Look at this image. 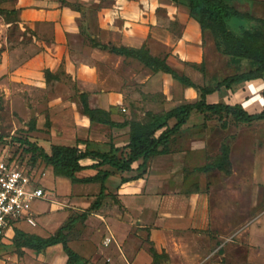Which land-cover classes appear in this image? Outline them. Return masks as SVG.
I'll return each instance as SVG.
<instances>
[{
    "label": "crops",
    "instance_id": "1",
    "mask_svg": "<svg viewBox=\"0 0 264 264\" xmlns=\"http://www.w3.org/2000/svg\"><path fill=\"white\" fill-rule=\"evenodd\" d=\"M0 8L5 11V14L0 15V44H4L5 47L0 68L7 69L11 76L19 80V85H24L25 88L30 87L32 91L42 92L47 89L49 83L60 91L55 92L56 96L48 100L45 114L38 116L36 131L32 133L35 136L31 140L47 152L51 151L52 145H77V143L73 144L59 137L56 138L54 128L57 126L56 130L70 129L81 136L90 137V143H98L95 132L108 126L91 123L87 116L83 113L81 115L82 96L86 97L91 108L113 113L127 104L131 88L137 83H144L146 81L144 77L147 74L149 76L161 74L165 81L179 83L169 74L153 72L138 60L112 53L109 49L103 50L98 44L109 48L146 47L153 56L166 59L176 71L182 68L184 63L199 64L203 60L199 45L202 40L199 23L191 17L186 6L171 0H8L2 2ZM10 17L13 19H9ZM10 28L17 30L13 40H11ZM19 30L22 32L20 36ZM169 34L178 35L177 41H173L170 45L171 52L163 55L156 54L155 47L159 44L158 40L162 42V38ZM159 45L162 48H169V45L165 43ZM47 73H50L49 77ZM65 79L73 84V89L70 90L63 82ZM249 84L257 89L259 80L244 82L241 85L244 89L250 88ZM186 91L191 94L196 92L195 89L188 87ZM191 118L182 130L189 126ZM47 122H49L48 125ZM128 142L129 138L126 145ZM167 155L169 152L157 158L166 160ZM95 163L97 161L92 159L81 161L84 166ZM136 164L134 168H137L141 161ZM165 168L164 166L163 169ZM101 170L120 173L106 166ZM48 171L53 174L55 182L65 178L55 176L50 166ZM98 173L99 170L88 169L77 173L76 176L78 179H86ZM137 173L140 172L121 174L126 177L125 175ZM46 176L43 175V178ZM167 178L160 175V184H154L152 187H147L146 183H143L145 181L143 176L138 180L121 182L117 191V204L111 208L118 207L120 211L117 216L118 221L110 218L111 212L107 217L99 214L106 222L110 221L116 240L119 238L114 227L125 229V237L120 241L125 242L126 257L134 258L137 262L139 255L145 252L143 248L136 247V244L140 245L142 242L132 232L133 228L137 227V232L140 229L149 230L150 241L155 242L153 246L161 256L164 249H167L165 253L168 254L171 252L177 255L176 253L181 252L179 256L182 258L184 241L181 235H192L195 242L191 243V246L195 247L194 253L197 255L210 251L219 242H223L218 250L215 248V251L219 252L223 247L225 251L222 256H227V250L234 248L232 254L240 255L239 260L234 256L228 264H260L258 255L264 260V211H260L261 206L257 207L264 200L263 178L259 179L257 175V179L254 177L255 181L249 184L252 189L251 196L260 197L259 200H253V206L258 211H255L251 219L245 218L239 221L236 220L240 217L238 207L244 206L242 201L245 200L239 196L243 197L247 194L244 189L246 186L244 182L247 179H242V175H225L223 183L219 185L214 175L213 177L207 175L204 190L202 185H196L191 190L185 191L184 189L188 186H184L185 177L182 175V179L176 182L175 192H172L173 186ZM65 179L74 186L91 183H73L70 179ZM40 182L42 184V178ZM160 186L167 188L163 191L159 189ZM221 193L224 196L222 200ZM45 199L47 200V197ZM85 199V203L91 204V197ZM40 201L36 202L32 209L35 224L22 221L15 229L8 230L0 250L15 237L16 229L24 228L23 225L35 228V231L24 229L41 237L38 233L39 222H47L49 218L41 216L43 212L36 211L35 205ZM223 203L226 204L224 208L229 209L227 215ZM103 210L102 207L99 211L102 213ZM223 215L226 216L225 220ZM155 234L160 237V245L156 243ZM129 242L134 245L129 247ZM68 244L84 259L89 258L93 250L87 244L86 246L91 248V253L84 254V247L75 246L69 242ZM50 248H55L60 253L47 258L24 255L19 257V264H55L56 260H59L60 264H67V255L61 244ZM246 252L247 255H244ZM249 256L255 257L251 259ZM147 259H149L148 263H151L152 256L150 255Z\"/></svg>",
    "mask_w": 264,
    "mask_h": 264
},
{
    "label": "rangeland",
    "instance_id": "2",
    "mask_svg": "<svg viewBox=\"0 0 264 264\" xmlns=\"http://www.w3.org/2000/svg\"><path fill=\"white\" fill-rule=\"evenodd\" d=\"M229 4L237 12L253 17L252 20L248 18H240V20L231 17L229 28L234 34L245 37V39L250 41H252V38L247 33L260 32L264 35V25L260 23V21H264V0H230ZM9 19L12 20L13 18L10 17ZM206 26L201 36V44H199L203 60L199 64L184 63L183 67L177 70L180 75L190 78L197 87L215 90L224 79L242 75L258 68V65L251 61L224 55L222 53V40L213 34L207 23ZM174 30L176 31V29ZM174 30L173 32H175ZM9 32L11 40H13L12 38H15L17 30L10 28ZM20 35H22V32L19 30ZM177 38L178 35L169 34L162 38V42L158 40L159 44L165 43L169 45V48H162L158 44L155 47V53L158 55L170 53L172 48L170 45L173 44V41H177ZM4 50V44H0V63L3 59ZM10 76L7 69L2 70L0 68V136L3 137L0 140V156L3 154L13 156L17 165L25 168L35 180L37 179V184L42 178V184L40 182L39 186L43 185L47 200L44 199L37 203L35 209L38 212H43L41 216L49 218L47 222L41 221L38 225L40 228L39 235L47 238L55 235L59 227L66 225L72 219H76L83 212L88 211L100 192V181L91 182L89 183L90 185L75 186L65 178H61L60 182L58 180L55 182L53 174L48 171L49 167L40 161L37 163L32 162L31 155H27L24 152L27 146L23 145L19 139H28L33 142L31 139L35 135L32 134L33 132H29L31 123H36L39 115L42 114L44 116L48 107V100L56 96L55 92L60 91L49 81L46 90L42 92L32 91L30 87L25 88L24 85H19V80L14 78L13 75ZM144 78H146L144 83H137L131 88L130 94H128L130 98L127 99V104L123 106L127 110L122 108L111 113L113 120L116 122L126 121L128 123L133 121L145 122L148 112L164 114L181 104L200 100L199 94L187 92L186 87L181 83L177 84L170 80L165 81L161 74L150 76L147 74ZM258 80L257 89L249 84L250 88L243 89L242 85H240L237 87L233 86L230 90L213 91L207 95L206 102L210 104L222 102L231 105L241 103L250 113H261L264 111V81ZM63 82L67 84L70 90L73 89V84L69 80L65 79ZM80 113L82 115V108ZM174 123L175 121L172 120L170 126H173ZM57 128L58 126L54 128V136L73 144L79 143V141H90L91 139L90 137L81 136L78 132L75 133L70 129L62 131L60 129L56 130ZM129 132V127L123 130L113 129L110 126L101 129V131H96L95 137L98 143L91 142V149L101 152L112 151L119 158L125 157L128 152L126 142L129 138ZM223 146H228L230 149L229 160L232 168L230 175H242V179H247L244 182L246 183L244 189L247 194L243 197L239 196V198L245 199L242 201L244 206L238 207V216L240 217L236 218V220L251 219L254 217L255 211H258L253 206V200H259L260 197L251 196L250 192L252 189H250L249 184L257 179V175H259V179H264V120L251 124H241L236 123L233 119H228L227 125L224 127L217 118L205 122L202 114L194 113L189 126L181 130L173 138L169 155H167L170 159L165 157L166 160H160L155 157L148 163L145 170L140 172L145 180L143 183H146L147 187H152L154 184L159 185L160 175H164L168 177L167 181L173 186L172 192H175L176 182L180 181L182 175H184V186H188L184 191L191 190L196 185H202L204 190L205 183H207L205 177L207 175H212L213 177L214 175L216 183L219 185L223 183V178L227 174L217 169H211V166L214 165L216 159L221 155ZM80 147L85 149L83 144ZM164 166L166 167L165 169H163ZM203 168L207 169V171H199ZM43 175L47 176L43 178ZM131 175L134 174L125 176L129 177ZM123 176L121 173L114 172L112 177L107 180V196L103 202L104 210L102 213L101 211L90 212L86 221L80 220L69 231H65L68 236V242L75 244V246L84 247V254L91 253L90 247H92L93 250L89 258H85L89 264H152V259L151 263H148L149 259H147V257H150L149 248L151 246L148 243V240L150 241L148 229H140L137 232V227H134L132 230L133 234L142 241L140 245L136 244V247L139 246L145 250L139 255L140 258L136 262L134 258L126 257L124 253L126 245L125 242L120 240L125 237V229L114 227L115 233L119 238V240H116L113 236L110 221L106 222L99 216V214H103L104 217H107L111 212L110 218L118 221L117 216L120 212L118 207H115L118 210L111 208L117 204V191L121 186V178ZM166 188L165 186H160L159 189L165 191ZM65 193L67 194L64 195ZM88 197H91V204L85 203V198ZM223 197V193H221V200ZM225 206L226 204H224L223 208ZM257 207H259L260 211H264V200ZM224 211L227 215L229 209L224 208ZM125 219L129 220L128 217H125ZM225 219L226 216L223 215V220ZM23 227L31 231L36 230L28 225H23ZM24 228L0 250V264H19V257L24 255L30 257L36 255L47 258L58 252L60 253V251L50 247L38 252L19 246L23 236L37 235ZM181 236H183V240H181L184 241L182 249L184 251L183 257L185 256V258L179 256L181 252L176 253L180 259L171 252L169 254L165 253L167 249H164L160 264H228L234 256L238 260L240 258V255L232 254L234 248L227 250V256H222L225 251L223 247L219 252L215 251V248L218 250L223 242H219L214 249L197 255L194 253L196 252L195 247L191 246V243L195 242L193 236ZM155 240L157 245L161 244L158 234H155ZM137 241L140 242L139 240ZM87 244L90 247L86 246ZM152 244H155V242L153 241ZM133 245L132 242L128 244L129 247ZM57 247L61 248V246ZM244 255H247V252ZM64 256L66 257L65 254ZM259 256L257 258H259L260 264H264V260ZM254 257L249 256L251 259ZM60 263L59 260L55 262V264Z\"/></svg>",
    "mask_w": 264,
    "mask_h": 264
},
{
    "label": "trees",
    "instance_id": "3",
    "mask_svg": "<svg viewBox=\"0 0 264 264\" xmlns=\"http://www.w3.org/2000/svg\"><path fill=\"white\" fill-rule=\"evenodd\" d=\"M8 0H0V4ZM175 3L182 4L189 9L191 17H193L200 25L202 33L208 24L214 35L222 40V53L226 56H232L239 59L251 61L258 65V68L249 71L242 75L231 76L224 79L215 90L197 87L190 78L185 75H180L172 68L164 58L153 56L146 47L140 49L133 48H109L99 45L103 50L109 49L112 53L133 58L141 62L145 67L153 72H163L172 76V78L185 87L193 88L199 94L200 100L196 102H188L175 107L164 114L147 113L145 122H116L111 118V112L102 109H93L89 106L85 96H82V113L87 116L91 123H98L110 126L112 128H127L129 127V142L126 145L128 150L125 157L119 158L112 151L101 152L91 149L89 141H79L75 146L52 145L51 151L47 152L43 147H40L36 142H31L28 139L19 141L26 145L24 152L31 155L33 163L42 162L47 167H52L55 176L65 177L73 183H88L100 181V192L91 205L88 211L83 212L78 218L72 219L66 225H63L55 235L49 238H42L36 235L23 236L19 246L42 251L48 247L61 244L63 251L67 255V264H89V262L81 257L78 253L71 249L68 244V236L65 233L80 220H87L90 212L99 211L103 207L106 193V181L113 175L110 171L101 170L102 167H109L119 171L120 173H133L145 170L148 163L155 157L167 154L170 150V145L174 137L187 124L192 114L200 113L204 117L205 122L218 119L224 127H226L228 119H233L236 123L251 124L257 121L264 120V111L261 113H250L241 104L227 103H207L206 97L213 91L221 89L230 90L233 86H240L244 82L264 79V35L260 32L247 33L250 34L252 41L245 37L234 34L229 26L231 17L237 19L248 18L253 19L249 15H244L237 12L230 4L229 0H171ZM5 14V11L0 8V15ZM264 25V21H260ZM255 39V41H254ZM50 73H47V77ZM174 120L173 126L170 122ZM49 122H47V125ZM36 131V123L30 125L29 132ZM3 137L0 136V140ZM79 144L85 145V149H81ZM230 149L228 146H223L221 155L216 159L211 169H217L224 174H231V163L229 160ZM84 159H92L97 163L91 166H84L81 161ZM141 161V164L134 168V164ZM96 169L99 173L90 178L78 179L77 173ZM199 171H207L203 168ZM142 177V173H137L131 177H123L122 183H127L133 180H138ZM20 230L16 229V234ZM149 248V253L152 256V264H160L162 256L155 250L153 244Z\"/></svg>",
    "mask_w": 264,
    "mask_h": 264
},
{
    "label": "built area",
    "instance_id": "4",
    "mask_svg": "<svg viewBox=\"0 0 264 264\" xmlns=\"http://www.w3.org/2000/svg\"><path fill=\"white\" fill-rule=\"evenodd\" d=\"M45 199V190L33 176L14 162L13 156H0V246L8 230L26 221L35 224L33 205Z\"/></svg>",
    "mask_w": 264,
    "mask_h": 264
}]
</instances>
